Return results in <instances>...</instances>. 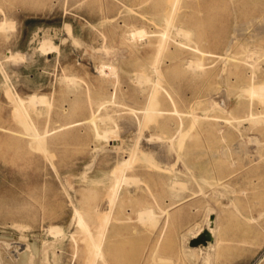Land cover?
I'll return each mask as SVG.
<instances>
[{"label":"rangeland","instance_id":"1","mask_svg":"<svg viewBox=\"0 0 264 264\" xmlns=\"http://www.w3.org/2000/svg\"><path fill=\"white\" fill-rule=\"evenodd\" d=\"M169 1L0 0V245L6 257L30 241L39 251L48 245L45 264H90L92 248L73 217L78 210L99 217L110 173L133 156L126 171L131 182L117 190L106 224L104 249L119 258L111 264H264V126L249 121L229 134L228 124L201 118L214 101H228L219 84L223 43L232 38L236 48L264 49V0H177L167 23ZM175 26L193 29L188 42L197 31L205 36V72L190 74L191 51L181 44L188 36L181 39ZM164 27L166 51L156 76L149 69L153 45L144 40L154 42ZM131 29L144 30L146 39L130 37ZM18 96L29 103L26 109L16 104ZM196 113L201 120L191 127ZM210 123L221 125L215 130ZM44 130L46 138L41 134L37 142L26 133ZM237 143L244 154L231 149ZM210 166L234 169L237 183L224 189L205 183ZM209 221L218 232L212 247H200ZM245 231L248 241L237 245Z\"/></svg>","mask_w":264,"mask_h":264},{"label":"bare ground","instance_id":"2","mask_svg":"<svg viewBox=\"0 0 264 264\" xmlns=\"http://www.w3.org/2000/svg\"><path fill=\"white\" fill-rule=\"evenodd\" d=\"M176 2H177V0H171L168 3L170 10H168L169 12L166 15V20L168 21L167 23H169L170 16L174 11L175 6L177 8ZM174 19H175V16H174ZM174 19H173V21H174ZM170 23H171V21H170ZM5 25L8 26L7 24H4V23L1 26L5 27ZM186 29H183V27L177 26L175 32H176V34H180L179 36L181 37V39L184 40L183 36L187 37L189 35V33L191 32V30H192L191 33H193V29H191L190 32L188 31L190 28H188V30H186ZM3 30H4V28H3ZM166 31H167V29H165V27H164V30L160 31L161 33L157 36V38L154 40V42L149 41V39L144 40L146 42H150L153 45L154 57H153V60L151 61L150 65H149V69H150V71L155 73V75L158 73H159V75H161L160 74L161 71L159 69L158 64H159V61L161 60L162 55L166 51V41H167V35H168ZM235 32H237V31H235ZM146 35L147 34L144 30H138V29H131L130 30V37H132V38L139 36L142 39V38L146 37ZM192 36H193V34H192ZM194 36H195V38L194 39L192 38L193 40L189 39V41H191V42H188V38H191L189 36L187 38L185 37L186 38L185 40L187 42H184L185 40L181 41L182 46L183 45L187 46L189 48V50L191 51L190 59L188 60V63H186V64L188 66L190 74H193V75L197 74L198 72L203 73L206 71L204 60H205L206 56H209V54H210V50H207V48L204 44L206 42V38L202 34V32L200 33L197 31L196 35L194 34ZM144 39H146V38H144ZM176 43H178V42H176ZM223 45H224L223 52L218 55L219 58L223 59V60L220 59L223 62V63H221V65H223V67L221 66L222 72L219 75L220 76L219 84L224 89L223 90L224 93H222V95L224 94L226 96V98H228V101H226V104H224L223 102L214 101L213 104L209 107V109L206 110V112L208 111L207 113L204 114L205 111H202V114L204 115V117H201V118L203 120L214 121V122L218 121V122H221L222 124H228V126L232 128V129H230L229 134L234 133L235 131L241 130V128L249 125V121H256V122H259V124H263V126H264V68L263 69L260 68L261 64H264V49L257 47V46H249V45H244V44H239V47L236 48L232 38L227 39L223 43ZM49 47H51V46H49ZM182 70L183 69L180 70L181 71L180 74H182V72H183ZM180 71L175 70L176 74H178ZM158 77H160V76H158ZM70 78H68V80ZM141 78H143L145 80L149 79L148 75L142 74V73H141ZM66 79H67V77H66ZM155 80H157V79H155ZM152 83H156V82L154 81ZM157 84H159V83H157ZM157 84H155V86ZM155 86H152V87L155 88ZM223 91H221V92H223ZM155 92H156V89H155ZM153 95L152 96L155 98L158 96V95L156 96V94H153ZM210 95L211 94H209V96ZM217 95H218V91H217ZM153 97H151V99ZM157 99H155V100L157 101ZM153 100H154V98L151 101H153ZM224 100H225V98H224ZM16 104H19V106H21L20 108L24 107V109H26L27 106L29 105L28 102H26L23 98H21L19 96L17 98ZM232 104H234V106H232ZM239 104H242V106L239 107ZM237 105H238V107H237ZM73 109H74V106L71 107V111ZM160 110L162 111V109L160 107L156 108V110L153 113L157 114ZM214 110H215L214 113H216V114H214L212 112ZM149 111H151V110H149ZM149 113H152V112H149ZM192 115L193 114H191V118H190L191 123L189 124L191 127L194 124L197 125L196 124L198 122L197 120H199V119L201 120L200 116L197 113L194 116H192ZM147 116H146V118L148 119L149 115H147ZM221 123H210L209 126H210V128H213L216 130L218 127H220ZM195 125H194V127H195ZM179 129H178V131H180ZM194 129L193 130L191 129V130L194 132ZM192 131H191V133H192ZM187 132H188V130H187ZM26 133L33 140H36V142H37L38 141L37 139H39L38 136L41 134H43L42 138H46L47 130L35 131V132H31V133L26 132ZM184 133H186V132H184ZM179 134H180V132H179ZM178 138L179 137H177V139ZM42 140H45V139H42ZM256 140H257V138H256ZM238 143L233 145V147L231 149H233V150L236 149L237 152H238V149L243 150L244 148H239ZM239 144L241 147V143H239ZM224 150L225 149L222 148L220 155L225 156V154H227ZM242 150H241L242 153L246 152V149H244L243 151ZM139 151H140V149H139ZM133 155L136 156L135 153ZM149 155H151V154H149ZM143 156H142V158H143ZM132 158H133V156H130L126 160L123 159L124 161L122 160V162L118 163L116 165V167L114 168V170L112 171V173H110L111 179L108 182V184L106 185V188L108 190V192H107L108 195H107L106 199H104L105 206L103 208L102 213L99 215V217L95 219L93 217L95 215V213H93V212L91 213L88 210L87 211L84 210V212H82V210H81V212H80L78 209H77L78 211L76 210L77 212L75 213V215L73 217V220L76 223V231L84 234L86 240L89 243V246L92 248L91 249V256H90V264L91 263L94 264V262H97L98 264H111V262L116 263L117 260L119 259L117 257V253L109 254L110 249L108 247H106L104 249V242L106 240V231H107L106 230L107 229L106 224L110 218V215H111V212L113 209L112 207L118 198L117 197L118 194L116 193V192H118L117 190L120 188L121 185L122 186H123V184L126 185V181L128 182V180H130V182H131V179L128 178L130 175H127L126 171L128 169L130 170L132 167L131 166ZM136 158H138V157H136ZM133 160H134V158H133ZM147 161L148 160H146V162ZM152 161H153V159H152ZM249 163H250L249 161H243V163H242L243 168L244 167L249 168L248 167L250 165ZM234 172H235V170L231 169V170L225 171V173H224L223 169H218V166L216 168L213 166L212 167L210 166L208 169L207 180H205L204 178L203 179L205 180V183L207 182L214 187L215 186H218V187L222 186V188L223 187H231V186H234L238 180V176H235ZM130 178H133V177H130ZM134 180H135V178L132 179V182ZM176 182H177V180H176ZM133 183H131V184H133ZM180 183L182 184V182H180ZM180 183L179 182L177 183L179 188L181 187L179 185ZM174 184L176 185V183L172 182V185L175 187ZM172 189H175V188H172ZM180 190H181V188H180ZM118 193H120L119 195H121V192H118ZM94 197H96V196H94ZM94 197L92 198V201H93ZM89 199L91 200L90 195H89ZM84 201L86 202V199L83 200V202ZM91 203L92 202L90 201V204ZM83 205H85V203ZM145 214H146V216L148 215L146 213V211L143 210V215H145ZM149 214H150V216H153V211L150 210ZM259 216H261V215H259ZM92 222L94 223V227L91 229L90 223H92ZM216 229H218V228H216ZM217 232L215 231L214 222L209 221L208 226H207L204 234L201 236V239L208 241V244L207 243L205 244V242L202 241L200 243L201 245H199V246L200 247L202 246L204 248H207V246L212 247L213 246L212 242H213V239L216 237ZM107 233H108V231H107ZM246 233L247 232L245 231L239 237L236 238L235 241H236L237 245H243L248 241ZM74 240L76 241V239H74ZM105 244H106V242H105ZM47 246H48L47 244H44L41 251H39L38 248L35 245H33L32 242L28 241L26 249L24 251L18 253V255L16 257H15V255H13L10 252H8V257H6L5 252L7 251V249H5L2 245H0V264H37L39 259L42 260V262L40 264H45L43 261L45 260V256L47 253V249H48ZM199 246L187 245V247L194 249V250ZM168 264H169V261H168Z\"/></svg>","mask_w":264,"mask_h":264},{"label":"water","instance_id":"3","mask_svg":"<svg viewBox=\"0 0 264 264\" xmlns=\"http://www.w3.org/2000/svg\"><path fill=\"white\" fill-rule=\"evenodd\" d=\"M201 241L205 242L206 240H202L201 239ZM198 242H200V240L199 239H196V240H194V241L191 242V245H194V244H196Z\"/></svg>","mask_w":264,"mask_h":264}]
</instances>
